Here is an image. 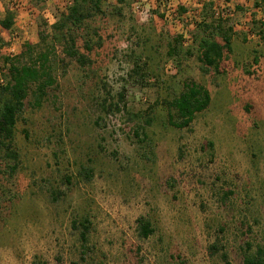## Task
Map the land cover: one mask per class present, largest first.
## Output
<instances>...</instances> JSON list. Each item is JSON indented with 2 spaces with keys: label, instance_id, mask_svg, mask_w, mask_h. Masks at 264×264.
Instances as JSON below:
<instances>
[{
  "label": "rangeland",
  "instance_id": "obj_1",
  "mask_svg": "<svg viewBox=\"0 0 264 264\" xmlns=\"http://www.w3.org/2000/svg\"><path fill=\"white\" fill-rule=\"evenodd\" d=\"M71 4L0 0L15 20L0 69L28 43L53 44L55 63L42 105L28 98L18 116L16 161L0 150V264L80 263L82 219L86 264H242L264 249V0H104V13L54 30ZM218 27L231 52L204 74L200 40L223 44ZM66 32L84 63L64 55ZM190 82L210 104L177 129L167 103Z\"/></svg>",
  "mask_w": 264,
  "mask_h": 264
},
{
  "label": "trees",
  "instance_id": "obj_2",
  "mask_svg": "<svg viewBox=\"0 0 264 264\" xmlns=\"http://www.w3.org/2000/svg\"><path fill=\"white\" fill-rule=\"evenodd\" d=\"M71 2L67 14L53 26L54 30L59 31L69 28V26L80 25L93 15L104 13L101 10L104 0H71ZM114 11L116 13L120 12L118 8H114ZM14 21V15L8 10L6 16L0 20V35L9 31L14 25ZM216 29L219 34H222L223 44L216 41L213 33L200 40L199 61L204 65L202 68L204 74L209 73L211 67L219 73L218 68L223 60L224 52H231L230 37L222 32L220 27ZM260 37L264 42V28L260 31ZM2 39L3 37L0 36V44ZM61 41H63V53L66 57L76 58L81 64L85 62L84 57L78 54L75 38L70 32H66ZM175 51L176 49L171 47L168 54L171 56ZM53 52V44L50 47L45 46V48H42L39 44L31 45L28 43L17 55L5 56L2 59L3 67L0 69V150L4 151L6 158L13 159V162L16 161V153L12 148L14 130L18 116L25 108V101L29 98L30 107L39 108L47 96V89L55 84V63L51 59ZM120 97L122 98V96ZM210 100L206 88L193 82L185 83L184 91L167 103L168 107L177 114V121H174L171 115L169 116V124L177 129L189 128L196 114L203 112L209 106ZM149 124V119L144 120V125ZM133 134L139 139V142L146 139L144 127L141 125L136 126ZM141 135L142 139H140ZM16 168L17 164L15 163L9 166L8 169L11 173H14ZM84 174L89 178L90 170L84 169ZM136 223L139 238L147 239L154 233L148 219L139 218ZM72 227L79 231L81 242L80 263L74 264H86L88 252L86 244L90 222L88 219H82L79 222L74 221ZM246 245L250 249V244ZM211 249L218 250V247L213 244ZM222 258L226 260V255L222 254ZM32 264L44 263L34 260ZM242 264H264V249L261 247L256 248L254 253L244 257Z\"/></svg>",
  "mask_w": 264,
  "mask_h": 264
},
{
  "label": "built area",
  "instance_id": "obj_3",
  "mask_svg": "<svg viewBox=\"0 0 264 264\" xmlns=\"http://www.w3.org/2000/svg\"><path fill=\"white\" fill-rule=\"evenodd\" d=\"M157 1L160 2V3L162 2V0H157ZM135 9L138 11L139 14H144V15L147 16V13L143 12V10H142L143 8L141 6H136Z\"/></svg>",
  "mask_w": 264,
  "mask_h": 264
},
{
  "label": "crops",
  "instance_id": "obj_4",
  "mask_svg": "<svg viewBox=\"0 0 264 264\" xmlns=\"http://www.w3.org/2000/svg\"><path fill=\"white\" fill-rule=\"evenodd\" d=\"M3 18H4V15H1V14H0V20H2Z\"/></svg>",
  "mask_w": 264,
  "mask_h": 264
}]
</instances>
